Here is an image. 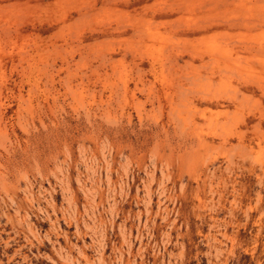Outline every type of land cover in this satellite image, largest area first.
I'll return each instance as SVG.
<instances>
[{
    "label": "rangeland",
    "instance_id": "374dc122",
    "mask_svg": "<svg viewBox=\"0 0 264 264\" xmlns=\"http://www.w3.org/2000/svg\"><path fill=\"white\" fill-rule=\"evenodd\" d=\"M0 264H264V0H0Z\"/></svg>",
    "mask_w": 264,
    "mask_h": 264
}]
</instances>
